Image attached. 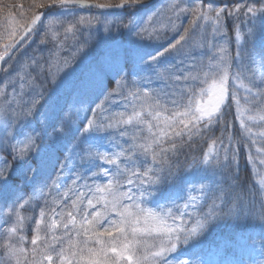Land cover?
Instances as JSON below:
<instances>
[{
	"label": "snow or ice",
	"instance_id": "6c2138e0",
	"mask_svg": "<svg viewBox=\"0 0 264 264\" xmlns=\"http://www.w3.org/2000/svg\"><path fill=\"white\" fill-rule=\"evenodd\" d=\"M148 4L39 0L34 7L43 12L4 17L0 71L8 90H0V264H264V190L259 203L237 192L247 141L233 138L227 120L230 101L239 108L241 89L246 102L264 106V0H174L142 19ZM181 15L191 18L187 27L179 26ZM42 17L47 25L37 27ZM41 32L33 54L21 56ZM101 32L161 47L155 54L128 50L105 87L93 67L75 75L86 60L80 54ZM68 33L70 57H60L55 46L40 49ZM18 56L23 76L13 75ZM89 82L104 103L87 101ZM129 96L137 103L126 118L121 114L113 124L103 116L111 98ZM65 97L70 102L61 104ZM69 137L75 143L61 152ZM66 171L76 174L73 183L93 181L94 188L84 187L100 194L95 203L87 199L85 207L78 190L75 198L61 192ZM30 203L39 212L33 237L25 240L18 235L27 219L20 210ZM248 221H256L258 230L248 231ZM224 224L233 227L232 238L207 249L206 236Z\"/></svg>",
	"mask_w": 264,
	"mask_h": 264
},
{
	"label": "trees",
	"instance_id": "16d2710c",
	"mask_svg": "<svg viewBox=\"0 0 264 264\" xmlns=\"http://www.w3.org/2000/svg\"><path fill=\"white\" fill-rule=\"evenodd\" d=\"M34 1L35 0H0V33L4 31V17L7 15L8 12H11L13 16H15L19 20V19H25L31 17L34 13H39L43 11L42 9L38 12H33ZM102 1L105 2V0ZM19 3L21 4L20 6L12 7V4H19ZM21 9H23V11H21ZM190 19L191 18L188 16L185 17L183 16L180 18V20L186 24ZM183 23L180 24L179 26L187 27L186 24L183 25ZM42 34L43 33L41 32L40 35L37 36V44L39 43V38L40 36H42ZM174 35H176V33H174ZM94 40L92 42L95 43L94 47L87 48L85 49V52L80 54V57L86 56V60H84V62L88 61L89 59H92V62L88 64H85L84 62L79 63V67L76 69L75 75L79 77L81 70H85L86 68L88 70L89 67L95 68L98 72H101L103 68H107L108 72L102 73V76L104 77L105 87H107V85L111 86L112 81L110 80L107 81V77L112 73V68L117 63L123 64L125 63V61L117 56L109 58V55H107L106 52H103L101 46L99 47L98 39L95 37ZM50 44L51 45L49 44L40 45V49H49L55 46L53 42ZM149 51L150 52L148 53L155 54V52L158 51V49L155 51L154 50H149ZM42 54L44 56H47L49 55V52L44 51ZM57 54L60 57L61 55H66L64 50H60ZM80 57H77V61L73 62V66H76V64L80 60ZM107 61H110L111 63L107 64ZM83 66L85 67V69H83ZM70 70L71 68L66 69V71H70ZM87 70L82 72L86 73ZM114 89H115V85H113L108 90L113 91ZM84 94H85V98L90 104L93 101H95L96 103L105 102L104 96L100 95V89L95 87V85L91 82L86 83ZM240 95H241V99H240L239 108L237 109L235 100H231L230 103L233 105V107L231 112L227 116V120L229 121L230 124L229 132L232 134L233 138L247 141V145L241 148L240 157H239L240 181L237 192L244 199L246 200L254 199L256 203H259L260 193L262 190H264V185H263L264 175H262L261 173L262 171L260 168L261 163L259 161L260 159H258L262 157L261 154H264V135H261L262 133H264V122L261 119V115L262 113H264L263 112L264 106L253 107L250 102H246L245 99L243 98L244 93L242 89L240 90ZM65 102H70V98L65 97L64 99H62L61 104H64ZM133 104L134 102H132V100L126 102L123 101V98L120 97L111 98L110 103H108L106 106V111L104 112L103 116L106 118H110L111 122L115 124L117 119L121 116V114L126 118L127 115L131 113ZM97 111L99 112V110ZM253 118H259V119L253 120ZM80 119L81 120L84 119L83 115L80 117ZM241 120H243V126H241ZM217 135H219V133H217ZM74 143L75 141L72 139V137H69L60 146V151L63 152L64 149L71 148ZM113 151H119V149L113 148ZM249 154L251 159L248 158ZM73 174L75 173L66 171L64 175L61 177V181H60L61 192L68 194L69 197L75 198V192L78 190L80 193L83 194L80 197V199L85 202L84 203L85 207H87L86 204L87 199H92L93 203H95L96 196H99L100 194L99 193L94 194L93 192L89 191L88 188L84 187V184L87 183L89 185H92V187L94 188L95 184H93V181H88V180L83 181V180H79L78 178L79 183L74 187L70 188L72 191H69V188L67 189L64 188V190L61 188L64 185L71 184ZM95 183L100 184L101 181L97 180ZM56 201L59 202L58 204L61 203L59 197H56ZM33 207L35 206L31 205L30 203V204H26L25 207L20 210L21 214L26 216L27 219L19 227L18 235L24 236L25 240H30L33 237L34 227H35L34 220L38 219L39 209L37 208L36 211H33L32 210ZM45 211L47 215H50V213H47V210ZM77 219L79 220V217H77ZM245 227L247 228L248 231L258 230L256 221H248ZM233 231H234L233 227L229 224H224L213 229L204 239V246L207 249L211 250L212 248H216L217 246L224 245L226 241L232 238ZM24 246L30 247V245L27 244H25Z\"/></svg>",
	"mask_w": 264,
	"mask_h": 264
},
{
	"label": "rangeland",
	"instance_id": "374dc122",
	"mask_svg": "<svg viewBox=\"0 0 264 264\" xmlns=\"http://www.w3.org/2000/svg\"><path fill=\"white\" fill-rule=\"evenodd\" d=\"M152 1H154V0H150L149 1V3L150 2H152ZM100 2H104V1H102V0H100ZM174 2V0H159L158 2H156L154 5H151V7L150 8H148V9H146V8H143V10L139 13V16L143 19V18H146L149 14H151V12L152 11H157V10H159V11H163L164 9H166L169 5H171L172 3ZM220 2L221 3H224V2H228V3H230L231 2V0H220ZM36 3H39V0H35L34 2H33V12H38V11H40V10H42V9H38V8H35L34 7V5L36 4ZM21 4L19 3V4H12V7H16V6H20ZM155 6V7H154ZM157 7V8H156ZM93 12V11H92ZM114 15H119V14H114ZM185 17V15H181L180 16V18L181 17ZM181 21V20H180ZM47 21L46 20H44V22L43 23H45L46 25H47V23H46ZM153 23L157 26V27H161L162 26V22L160 21V20H158L156 17H153ZM184 24H186V23H183V25ZM45 25V26H46ZM146 25H147V21H146ZM147 26H149V27H151V25H147ZM186 26H187V24H186ZM226 31L228 32V34H229V36H232V37H234V33H233V31H232V29H231V27L229 26V27H227V29H226ZM168 34L169 35H174V33L173 32H171V31H169L168 32ZM43 35V34H42ZM96 38L98 39V41H99V43H98V45H99V47L101 46V49L103 50V52H106L107 53V55H109V58H112V57H114V56H117V57H119V58H121V59H123L124 61H126V52L128 51V50H135V49H138V48H141V49H143V50H145L146 52H150L149 50H159L160 49V45H153V44H150V43H139V42H133V41H131V40H129L126 36H119V35H113V36H107V35H105V34H103V32H101L98 36H96ZM221 39H223L222 37H221ZM56 40H59V41H61V43L64 45V48L63 49H61L60 48V45H57L56 43H55V41ZM95 41V40H94ZM3 42H6V41H0V43H3ZM53 43H54V45H55V47L57 48V49H60V50H64L65 51V54L66 55H61V57L62 58H64V57H70L71 56V53L68 51V50H66V49H68V48H71V46L73 45V40L71 39V33H68L67 34V37H65L64 35H62V34H57L56 36H55V39L52 41ZM36 44H37V36L36 37H34L33 39H32V41H31V43L23 50V52L21 53V56H23V54L26 52V53H28V55L29 56H31L33 53L32 52H30V50L31 49H33V48H35V46H36ZM94 44L95 43H92L91 44V46L89 47V48H92V47H94ZM49 45H51V44H49ZM228 48H229V51H231L232 50V48H233V46L232 45H228ZM59 50V51H60ZM0 51H2V48H0ZM58 51V52H59ZM150 54H153V53H150ZM17 60L18 61H21L19 64H17V65H14V67L16 68V72H14L13 73V75L14 76H16L17 75V73L19 74V76H23V74H24V71H25V69H24V67H23V64H24V61H22L21 60V57H17ZM92 62V59H89L88 61H86V62H84L85 64H88V63H91ZM108 63H111L110 61H107V64ZM4 64V63H3ZM3 64L0 66V69H2L3 68ZM83 69H85V67L83 66ZM87 70V68L85 69V70H81V73L80 74H82L84 71H86ZM83 71V72H82ZM104 72H108V69L107 68H103L102 70H101V74L102 73H104ZM18 78V77H17ZM159 87H164V85L163 84H160L159 85ZM152 88L153 89H155V88H157V85L156 84H153L152 85ZM0 90H5V91H7L8 89H6L5 88V80H4V73H3V71H0ZM135 91H140V89L139 88H136V89H134ZM121 98V97H120ZM129 100H132V97L131 96H129V98H128V101ZM62 101V100H61ZM124 101V100H123ZM128 101H126V102H128ZM205 102H207V99H205ZM134 103H137V102H134ZM264 112V111H263ZM262 116H264V113H262V115H261V117ZM256 119H259V118H253V120H256ZM263 122H264V120H262ZM233 122V121H232ZM122 126V125H121ZM262 155V157H260V158H258V159H260L259 161H260V163H261V160H264V154H261ZM251 161H253V160H251ZM261 173H262V175H264V164H262L261 163ZM81 172H82V169L80 170ZM74 175H76V174H73L72 175V177L74 176ZM53 178H55V176H53ZM77 180H78V177H77ZM61 181V180H60ZM88 181H92V180H88ZM79 183V182H78ZM78 183H73V182H71V184H69V185H64V186H62L61 188L64 190V188L65 189H67V188H71V187H74L75 185H77ZM263 183H264V176H263ZM264 185V184H263ZM75 189V188H74ZM66 191H68V190H66ZM64 193V192H63ZM68 195V194H67ZM54 203L55 204H58L59 202H57L56 201V198L54 199ZM212 249H215V248H212ZM211 249V250H212Z\"/></svg>",
	"mask_w": 264,
	"mask_h": 264
},
{
	"label": "water",
	"instance_id": "95a60500",
	"mask_svg": "<svg viewBox=\"0 0 264 264\" xmlns=\"http://www.w3.org/2000/svg\"><path fill=\"white\" fill-rule=\"evenodd\" d=\"M159 0H154V1H152V2H150L148 5H146L144 8H148V7H150L151 5H154L156 2H158ZM93 10H95V9H93ZM44 11V10H43ZM42 11V12H43ZM114 12H119V10H116V11H114ZM44 21V19H43V17H42V19H41V21L40 22H38V24H37V26H39L40 25V23H42ZM21 43H23V41H21ZM17 47H19V45H17ZM6 60H7V57L5 58ZM2 63H4V62H0V65L2 64Z\"/></svg>",
	"mask_w": 264,
	"mask_h": 264
}]
</instances>
